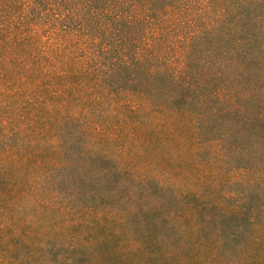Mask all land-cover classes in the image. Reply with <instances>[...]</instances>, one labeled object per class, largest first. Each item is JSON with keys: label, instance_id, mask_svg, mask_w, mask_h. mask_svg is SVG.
Returning <instances> with one entry per match:
<instances>
[{"label": "trees", "instance_id": "trees-1", "mask_svg": "<svg viewBox=\"0 0 264 264\" xmlns=\"http://www.w3.org/2000/svg\"><path fill=\"white\" fill-rule=\"evenodd\" d=\"M0 264H264V0H0Z\"/></svg>", "mask_w": 264, "mask_h": 264}]
</instances>
